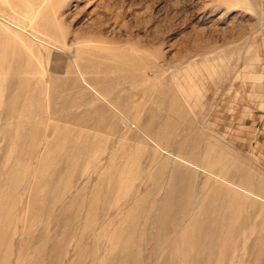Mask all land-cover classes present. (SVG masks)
I'll return each mask as SVG.
<instances>
[{
    "label": "rangeland",
    "instance_id": "374dc122",
    "mask_svg": "<svg viewBox=\"0 0 264 264\" xmlns=\"http://www.w3.org/2000/svg\"><path fill=\"white\" fill-rule=\"evenodd\" d=\"M0 264H264V0H0Z\"/></svg>",
    "mask_w": 264,
    "mask_h": 264
}]
</instances>
